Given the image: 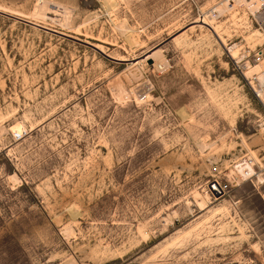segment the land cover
<instances>
[{
  "label": "rangeland",
  "instance_id": "rangeland-1",
  "mask_svg": "<svg viewBox=\"0 0 264 264\" xmlns=\"http://www.w3.org/2000/svg\"><path fill=\"white\" fill-rule=\"evenodd\" d=\"M261 4L0 0V264H264Z\"/></svg>",
  "mask_w": 264,
  "mask_h": 264
},
{
  "label": "built area",
  "instance_id": "built-area-1",
  "mask_svg": "<svg viewBox=\"0 0 264 264\" xmlns=\"http://www.w3.org/2000/svg\"><path fill=\"white\" fill-rule=\"evenodd\" d=\"M261 5L264 7V2ZM215 11L216 10L214 8H211L209 13H214ZM231 59L235 70L241 75L253 94L257 98L263 99L261 95H264V62H262L264 59V44L256 46L246 52H239L237 56H232ZM253 64H258V67L246 73L245 70ZM257 121L264 133V107L262 113L257 115ZM256 169L257 166L254 157L251 154L244 152L233 164V177L240 179L251 178L255 175ZM229 182L230 176L225 182H221L217 178L213 177L209 182L207 190L213 196H220L226 190Z\"/></svg>",
  "mask_w": 264,
  "mask_h": 264
},
{
  "label": "bare ground",
  "instance_id": "bare-ground-1",
  "mask_svg": "<svg viewBox=\"0 0 264 264\" xmlns=\"http://www.w3.org/2000/svg\"><path fill=\"white\" fill-rule=\"evenodd\" d=\"M240 2H244L245 3V5H246V7L248 8V10H250L251 12H252V9H254V8H259L260 6V3H263L264 2V0H240ZM259 14H264V12L262 11V12H258V15ZM124 22V21H123ZM125 25V24H124ZM126 27H127V25H126ZM121 29H122V27H120ZM124 29V28H123ZM127 30H128V28H127ZM129 31H130V29H129ZM132 34V33H131ZM135 34V33H134ZM252 34V33H251ZM259 35H260V33H258ZM253 35V34H252ZM132 36V35H131ZM258 36V35H257ZM134 37V36H133ZM256 37V36H255ZM131 38V41H132V37H130ZM250 38V37H249ZM134 40V39H133ZM136 40V39H135ZM135 42V41H134ZM236 44L237 43H233V44H231L230 46H229V48H230V50H231V52L232 53H234V54H236V48H235V46H236ZM238 45V44H237ZM164 56V55H163ZM163 56H161V52H160V49H157V50H155V51H153V52H151V53H149L145 58H149L151 61H152V63L150 64V65H156L157 64V61H156V59H158L159 60V63H164L163 61H166V60H163ZM264 61V59L262 60V62ZM255 64H253V65H251V66H249V68H247L246 70H245V72H247L249 69H251L252 68V66H254ZM159 67H160V65H159ZM164 67V66H163ZM160 69H163L162 67L160 68ZM160 69H159V71H160ZM142 95V94H141ZM140 95V96H141ZM148 96V95H147ZM262 96V98L264 99V95H261ZM138 98V97H137ZM141 98L142 97H140V100H141ZM262 102V101H261ZM23 123V122H22ZM23 129V127H22V125L20 124V123H14V124H12L11 126H10V128H9V130L12 132V133H21V131H23L22 130ZM0 130L1 131H3L2 130V128H0ZM6 130V129H5ZM23 133V132H22ZM28 133V132H27ZM26 133V134H27ZM20 135H22V134H20ZM25 135V134H24ZM24 135H22V136H24ZM15 137V136H14ZM202 137V136H201ZM21 138V137H20ZM199 141V140H198ZM202 141V140H201ZM204 141H206V140H204ZM205 143H207V142H205ZM208 144V143H207ZM213 144V143H212ZM205 146V145H204ZM204 146H202L203 148H206V147H204ZM208 146V145H207ZM212 146V145H211ZM203 148H201V150L203 149ZM204 150V149H203ZM234 175V174H233ZM12 177V176H11ZM13 179V178H12ZM17 180V179H16ZM15 181V180H14ZM17 183V182H16ZM207 190V189H206ZM63 230L65 231V232H67L68 233V231H69V229H68V227L67 226H65V227H63ZM70 232V231H69Z\"/></svg>",
  "mask_w": 264,
  "mask_h": 264
},
{
  "label": "water",
  "instance_id": "water-1",
  "mask_svg": "<svg viewBox=\"0 0 264 264\" xmlns=\"http://www.w3.org/2000/svg\"><path fill=\"white\" fill-rule=\"evenodd\" d=\"M148 62H150V59H148Z\"/></svg>",
  "mask_w": 264,
  "mask_h": 264
}]
</instances>
